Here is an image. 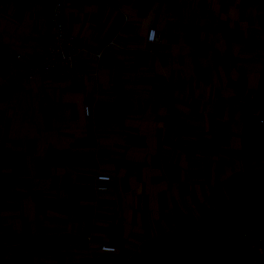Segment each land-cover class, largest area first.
Instances as JSON below:
<instances>
[{
	"label": "crops",
	"instance_id": "obj_1",
	"mask_svg": "<svg viewBox=\"0 0 264 264\" xmlns=\"http://www.w3.org/2000/svg\"><path fill=\"white\" fill-rule=\"evenodd\" d=\"M147 1L143 15L132 0L63 10L78 42L117 44L76 81L27 78L54 0L0 6V238L22 244L0 264H128L181 233L239 230L248 203L263 229L264 129L243 102H264V0Z\"/></svg>",
	"mask_w": 264,
	"mask_h": 264
},
{
	"label": "built area",
	"instance_id": "obj_2",
	"mask_svg": "<svg viewBox=\"0 0 264 264\" xmlns=\"http://www.w3.org/2000/svg\"><path fill=\"white\" fill-rule=\"evenodd\" d=\"M72 0H54L49 21L51 34L43 42L42 61L32 65L28 69L27 78L35 76L59 77L64 76L71 81H76L87 76H97L98 72L105 67V60L110 51L117 44L114 40L105 45H92L78 42L67 31L63 20V10L71 4ZM149 51L153 46L162 42V35L156 28H149L146 34ZM17 58L20 55L16 56ZM244 113L254 117L264 129V102H258L254 95H249L243 102ZM83 113L86 117L91 115L89 104L83 105ZM111 177L105 174H97L94 180L96 191H105ZM232 248L244 247L246 260L243 264H264V227L262 230L250 226H243L237 231L224 232ZM88 241L90 235L85 237ZM21 243L7 238H0V262L14 260L21 252ZM101 250L113 251L114 247L100 246Z\"/></svg>",
	"mask_w": 264,
	"mask_h": 264
},
{
	"label": "trees",
	"instance_id": "obj_3",
	"mask_svg": "<svg viewBox=\"0 0 264 264\" xmlns=\"http://www.w3.org/2000/svg\"><path fill=\"white\" fill-rule=\"evenodd\" d=\"M4 1L0 0V6ZM132 3L136 6L138 13L143 15L148 1L132 0ZM253 210V205L246 204L236 211L235 220L239 225L247 226L245 218ZM224 232L205 229L198 232L181 233L176 245L155 247L148 253L132 258L128 264H231L234 257Z\"/></svg>",
	"mask_w": 264,
	"mask_h": 264
}]
</instances>
